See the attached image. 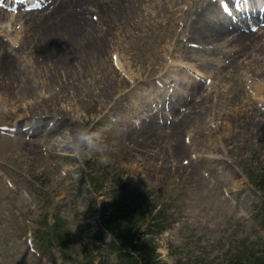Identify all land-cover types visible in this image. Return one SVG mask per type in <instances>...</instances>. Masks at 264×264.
<instances>
[{
	"label": "rangeland",
	"instance_id": "obj_1",
	"mask_svg": "<svg viewBox=\"0 0 264 264\" xmlns=\"http://www.w3.org/2000/svg\"><path fill=\"white\" fill-rule=\"evenodd\" d=\"M117 2L118 9L107 5L86 15L95 24L91 33L101 39L100 55L93 52L96 62L72 67L66 74L71 81L56 85L58 106L72 117L60 132L46 129L50 116L37 113L34 98L18 97L22 81L6 95L0 79V264H131L121 261L138 249L148 264H222L239 239L250 245L264 239L252 218L260 192L236 166L264 174V91L252 90L264 81V49L251 41L236 60L229 55L237 45L202 50L185 26L193 0ZM64 13L66 21L71 12ZM19 14L0 19V52L22 54L26 63L17 59L18 68L28 76L32 61L19 41L36 40L47 23L35 30L30 26L40 15L27 23ZM258 34L256 42L264 37ZM212 56L214 61L204 62ZM110 70L120 82L101 94L97 85ZM53 73L55 83L64 79ZM35 89L41 94L47 87ZM132 102L139 108L135 116ZM77 127L102 130L103 151L76 158L56 142L65 129ZM143 194L150 205L155 201L150 215L159 211L153 224L139 228L136 246L125 241L111 247L112 229L102 227L101 215L115 205L138 203Z\"/></svg>",
	"mask_w": 264,
	"mask_h": 264
},
{
	"label": "bare ground",
	"instance_id": "obj_2",
	"mask_svg": "<svg viewBox=\"0 0 264 264\" xmlns=\"http://www.w3.org/2000/svg\"><path fill=\"white\" fill-rule=\"evenodd\" d=\"M41 1L42 0H33V3L40 5L39 10L28 11L23 14H19V17H25L27 19L26 20L27 23H29L31 19H33L36 15H40L39 18H35L34 20H32L33 24H31L30 26L31 28L33 27L35 28L38 26L40 27L47 23L46 27H44L45 28L44 33L36 32L39 39L37 38L35 40L34 39L35 37H34L33 38L34 40H31L30 39L31 37L30 38L24 37L26 39L19 41V44H20L19 47L21 46L20 47L21 49H25L22 52L28 51L30 54L29 55L30 57H27V58L29 59V61L30 60L32 61L30 62V71H29L28 76H26V74H23L21 71H19L20 69L18 68L20 64L18 63L19 61L25 62L23 55L19 53L20 55H18L19 57H17L14 55V52L11 54H7V51H6L5 53L0 52V74H2V76L0 75L1 76L0 79H1V82L3 83L2 86L5 87V90L8 88L6 95H8V90L10 88H13L17 82L22 81L23 88H19L16 93L18 94V97L19 98L20 97L34 98V101L31 102V103H34L33 106L41 108V110H39L37 113L45 114V117L50 116L48 120V124H47L48 128L46 129H56L57 132H60L59 127L61 125H63V127H67L69 123H71L68 120L69 119L72 120V117L70 116L68 117L67 112L63 110L61 106H58L59 98L56 96L55 93H61L59 89L62 88L64 85L63 80H65V83L71 81L69 79L72 78V75L70 74L68 77L66 76V74L68 73V70L71 71L72 67L82 69V68H85L90 63L96 62L98 60L97 59L98 57L93 56L92 54L93 52H95L96 55H100L99 41L101 39L97 41L96 38L94 37L95 35L91 33L95 30V24L93 22L91 23V25H89L86 20V15L88 11H93L100 7H106L107 5H110V7L113 9H118L116 4L119 1L117 2V0H113L109 3L102 4V3H97L98 0L97 2H95V0H49L46 7ZM202 1L203 0H193V5H189L188 7H186L189 18L187 19V23L185 25L187 28L189 27L188 33H187L188 37L194 38L196 40L195 42L197 44H200V46L202 47V50H206L207 52H209V51H212V50H208V48L210 49L211 46L217 49V48H220V45L222 44L237 45L238 49L232 51V53L229 55L231 60L233 59L236 60L238 56H241L242 49H244L243 51L247 50L246 48L250 46L251 41H253L252 44L255 43V45H258L257 47L258 50L264 49V37L262 38V40L260 39L261 41L256 42L257 40L256 34L258 33L247 31L250 28H255L256 29L255 31L259 32L258 34L259 36H261V34L264 33V29H263L264 23H262V21L264 20V8L262 9L256 6H252L249 9H245L241 11H237L235 9L234 10L235 13L232 14L231 16L222 17L221 15H219L217 8L210 0L205 8L203 7L202 9H197L196 4ZM92 2L96 4H93ZM62 12H65L64 14L67 16H68V13L71 12L69 13L70 17L68 20L66 21L62 20L61 18ZM39 13H42V14H39ZM4 14H7V13L3 11L2 9H0V19L2 17L7 16ZM196 26L200 27L198 31L195 30ZM91 28L92 30H90ZM90 35L93 36L94 40L90 38ZM107 38L105 40H107ZM29 39L30 41H28ZM1 40L3 39L1 38L0 41ZM1 42H0V47H2ZM190 44L193 45V43H190ZM252 47L254 50L255 46H252ZM1 50L2 49H0V51ZM214 50L213 52H215ZM9 51L10 50L8 49V52ZM71 57L72 59L70 60L69 58ZM17 59H18V62H17ZM198 59H201V57H199ZM214 60L215 58H213L212 56L211 58H207V60H204V62H209V61H214ZM114 62L119 69L123 67L122 64L119 62V60L115 56H114ZM257 63H258V60H257ZM38 64H40L39 65L40 68H38L39 75H36L38 73L34 72V68L38 67ZM201 64L202 63L200 61L199 65ZM219 64L220 62L218 63V65ZM244 66L245 65H243V67ZM261 67L260 65H257L258 69L255 68V70H257V72L260 73L263 68ZM252 68H251V71H252ZM52 70L55 72L57 70L60 71L64 79H60L61 81L56 80V83H55V75ZM108 74L109 75L106 74L107 76L104 75L102 78H100V83L97 85L98 87L101 86L100 88L101 94L103 90H106V88L108 87L110 88L111 84H113L115 88H117L118 87L117 82H120L119 79L117 80L114 78V74L112 70H110ZM230 74H232V72ZM171 75L174 77V74H171ZM195 75L197 74L195 73ZM257 82H258V86H256L252 90H254L255 93L258 94L259 92L261 93V91H264V81L257 80ZM58 84L60 88L56 89V85ZM40 85L47 87V90H45L41 94L37 93V90L35 89ZM16 86L18 87V85ZM104 96L109 97V93H107ZM116 101H118V99H116ZM135 103L136 102H132L131 112L133 116H135V114L133 113H137L139 110V108L135 105ZM102 107L104 109L106 108V105L105 106L102 105ZM188 108H190V106ZM100 111L101 110L98 108L95 111V113L97 114ZM69 112H72V111H69ZM132 129H133V132H132L133 135L137 137L138 124H135L134 128L132 127Z\"/></svg>",
	"mask_w": 264,
	"mask_h": 264
},
{
	"label": "trees",
	"instance_id": "obj_3",
	"mask_svg": "<svg viewBox=\"0 0 264 264\" xmlns=\"http://www.w3.org/2000/svg\"><path fill=\"white\" fill-rule=\"evenodd\" d=\"M242 172L246 175L252 187L260 192L261 203L255 207L252 218L254 223L258 224L264 232V174H256L254 169L245 166H242ZM142 196L138 203L127 202L115 205L108 214L101 215L103 223L112 229L114 239L125 241L123 238L126 236V240L132 244L136 232L134 230H138V227L144 223L151 224L153 219L156 218L158 212L150 215L155 201L150 199L152 202L150 205L146 201V196L144 194ZM55 226H57V222L45 228L44 232L49 234L50 229L55 228ZM239 240L238 246L232 249L229 259L222 264H264V239L259 236V240L254 241L253 244L251 242V245L250 243L246 244L245 239ZM138 256L142 264L148 263L147 257L142 255L141 252H138Z\"/></svg>",
	"mask_w": 264,
	"mask_h": 264
},
{
	"label": "clouds",
	"instance_id": "obj_4",
	"mask_svg": "<svg viewBox=\"0 0 264 264\" xmlns=\"http://www.w3.org/2000/svg\"><path fill=\"white\" fill-rule=\"evenodd\" d=\"M102 130H93L87 127H77L74 130L65 129L57 138L56 142L62 148L70 150L71 154L80 158L82 155L91 152H102ZM100 162L106 163L105 158H101Z\"/></svg>",
	"mask_w": 264,
	"mask_h": 264
},
{
	"label": "snow or ice",
	"instance_id": "obj_5",
	"mask_svg": "<svg viewBox=\"0 0 264 264\" xmlns=\"http://www.w3.org/2000/svg\"><path fill=\"white\" fill-rule=\"evenodd\" d=\"M223 10H224V11H227V7H225Z\"/></svg>",
	"mask_w": 264,
	"mask_h": 264
}]
</instances>
